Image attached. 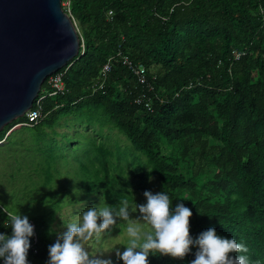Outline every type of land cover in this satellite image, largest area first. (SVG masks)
<instances>
[{
	"label": "trees",
	"instance_id": "16d2710c",
	"mask_svg": "<svg viewBox=\"0 0 264 264\" xmlns=\"http://www.w3.org/2000/svg\"><path fill=\"white\" fill-rule=\"evenodd\" d=\"M70 13L83 47L59 69L65 90L50 95L45 79L33 101L41 117L18 125L23 115L0 130V234H12L4 207L27 216L37 249L28 262L47 264L63 207L130 205L114 161L130 157L142 185L155 176L173 210L191 209L193 239L215 228L248 248L235 255L264 264V0H70ZM123 56L145 67L146 83ZM110 131L136 152H122ZM23 150L28 175L18 188ZM142 157L139 169L133 162ZM68 161L71 184L40 194L33 171L50 185ZM196 251L184 259L156 253L149 264H190Z\"/></svg>",
	"mask_w": 264,
	"mask_h": 264
},
{
	"label": "clouds",
	"instance_id": "9594fccd",
	"mask_svg": "<svg viewBox=\"0 0 264 264\" xmlns=\"http://www.w3.org/2000/svg\"><path fill=\"white\" fill-rule=\"evenodd\" d=\"M146 204L130 207L127 200H121L118 207L102 206L88 208L82 214L79 223H65L67 231L59 234L56 242L49 246L47 264H114L104 258L103 252H90L87 244L99 239L117 222L127 221L129 242L126 250H116L118 260L124 264H149V256L159 253L173 259H184L195 246V259L190 264H249L248 248L234 238L218 235L215 228H209L195 239L190 234V218L193 213L183 203L173 210L172 202L166 192L153 194L146 191ZM8 221L5 227H11V236L0 234V258L4 264H29L27 256L31 247L30 237L34 235V226L27 216L14 214L8 206L3 208ZM139 212L144 225L150 231L131 221L132 212ZM102 221V222H101Z\"/></svg>",
	"mask_w": 264,
	"mask_h": 264
},
{
	"label": "water",
	"instance_id": "95a60500",
	"mask_svg": "<svg viewBox=\"0 0 264 264\" xmlns=\"http://www.w3.org/2000/svg\"><path fill=\"white\" fill-rule=\"evenodd\" d=\"M61 0H0V130L32 107L42 83L80 52Z\"/></svg>",
	"mask_w": 264,
	"mask_h": 264
},
{
	"label": "rangeland",
	"instance_id": "374dc122",
	"mask_svg": "<svg viewBox=\"0 0 264 264\" xmlns=\"http://www.w3.org/2000/svg\"><path fill=\"white\" fill-rule=\"evenodd\" d=\"M15 127L17 128L18 126H14L13 128H15ZM64 129H66V128L65 127L59 128V130H64ZM109 133H110V140L112 142H114V141L118 142V145H119L120 150L122 152L125 151L127 148L132 149V152H136L135 150H133L132 145L129 142V140H126L127 138L124 137L122 134H116L114 131H110ZM23 134H28V132L25 130ZM113 148H115V147L113 146ZM137 153H139V152H137ZM127 156H129V155L127 154ZM115 157H116V154H115ZM129 158L130 157H128L126 159L120 158L119 160H116L114 158V161L118 166H122V168H123L124 176L128 182V189L130 190V192L133 196L132 202L130 203V207H135V203L137 205L147 203V199L144 196V193L146 191H150L153 194L159 193L160 192V184L157 181V179L155 178V176H152V177H149L147 179L146 185H142L139 182L138 177L132 173L133 168L131 167ZM22 159H23L21 162L22 163V169L20 170L19 174L17 175L18 177H17L16 185L17 184L20 185L21 180H23V178H25L28 175L26 168L29 165V163L27 161V158H25V150H23V152H22ZM144 161H145L144 157L137 158L134 160L133 164H134V166H137L139 169H141ZM58 169H60V171L58 172L56 170L54 172V176L52 178L50 185H45L43 177H40V178L37 177L38 174L35 171H33V173L36 174L35 183L37 185V188H38L40 194H43L45 196V195H47L48 191L51 189H53L54 191L57 192L58 190H60V188L64 187V185L68 186L71 184V182L73 181V175H74V171H75V167L72 165V161L66 162L64 167H62V168L58 167ZM43 176H44V174H43ZM17 187H18V185H17ZM24 190L25 189H19V191H22V194H23ZM37 196H38V194L35 192L33 197L36 198ZM5 198H10L11 199L10 202H12V200H15L9 194H7L5 196ZM80 204H81V202H76V203H73L72 205L68 204L61 209L59 214L57 213L56 220L52 224V227L55 229V234L53 235V237L55 239L58 238L59 234L67 231L66 227L64 226V221H65V223H79L80 222L83 212L75 211L76 209H78ZM31 213H33V212H31ZM140 215L141 214L138 211L132 212L130 215L131 221L133 223L140 225L144 231H150V228L148 226L144 225L141 220H139ZM60 216L64 219V221L61 219ZM128 223L129 222H127V221L120 220L118 222V224H115L109 230H107L106 233L102 234L98 240L94 239V240L90 241L87 244L89 251L90 252H103L104 258L116 256L115 255L116 250H119L121 252L125 251L126 250L125 245H127L129 242V237L127 235Z\"/></svg>",
	"mask_w": 264,
	"mask_h": 264
},
{
	"label": "built area",
	"instance_id": "2783aa9c",
	"mask_svg": "<svg viewBox=\"0 0 264 264\" xmlns=\"http://www.w3.org/2000/svg\"><path fill=\"white\" fill-rule=\"evenodd\" d=\"M62 9L71 17L73 23L75 24L71 13H70V0H61L60 1ZM80 47H83V41L82 38H80ZM122 64L126 65L136 76V80L139 83H146V69L142 64H134L130 58L127 56L122 57ZM110 69V62H106L103 64L101 72L104 74L106 71ZM64 71H56L52 74H50L46 80L47 85L51 90L49 91V94H57L62 93L65 90L64 80H63ZM152 88V87H151ZM27 118L26 121L18 123V125H28L30 122H35L38 118L41 117V106L39 104V100H36L35 105H32L31 108H29L25 114ZM32 224V223H31ZM33 225V224H32ZM34 226V225H33ZM36 242V235H33L32 243L30 249L35 253L37 251L35 247ZM0 264H4V261L2 258H0Z\"/></svg>",
	"mask_w": 264,
	"mask_h": 264
}]
</instances>
